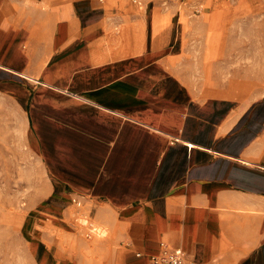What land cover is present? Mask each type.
<instances>
[{
  "label": "crops",
  "instance_id": "0c3cea01",
  "mask_svg": "<svg viewBox=\"0 0 264 264\" xmlns=\"http://www.w3.org/2000/svg\"><path fill=\"white\" fill-rule=\"evenodd\" d=\"M204 16L193 53L180 13L155 5L0 0L4 117L57 213L80 204L110 233L101 263L151 264L164 242L197 264H264V77Z\"/></svg>",
  "mask_w": 264,
  "mask_h": 264
},
{
  "label": "rangeland",
  "instance_id": "374dc122",
  "mask_svg": "<svg viewBox=\"0 0 264 264\" xmlns=\"http://www.w3.org/2000/svg\"><path fill=\"white\" fill-rule=\"evenodd\" d=\"M106 1L136 7L149 4L180 13L188 31L186 46L193 53L201 46V32L206 34L204 15L218 10L223 37L219 41L225 49H234L235 66L249 63L251 78L264 77V0ZM15 113L9 103L0 101V264H44L45 257H51L49 247L76 258L79 264H104L101 259L110 245L100 244L110 233L91 223L80 204L72 205L68 213L66 206L64 213H57L46 171L23 143L18 119L4 117Z\"/></svg>",
  "mask_w": 264,
  "mask_h": 264
},
{
  "label": "built area",
  "instance_id": "2783aa9c",
  "mask_svg": "<svg viewBox=\"0 0 264 264\" xmlns=\"http://www.w3.org/2000/svg\"><path fill=\"white\" fill-rule=\"evenodd\" d=\"M137 3L136 0H132ZM139 4V2H138ZM151 264H197L187 256L184 250L178 247H170L164 242H160L157 254L150 257Z\"/></svg>",
  "mask_w": 264,
  "mask_h": 264
}]
</instances>
